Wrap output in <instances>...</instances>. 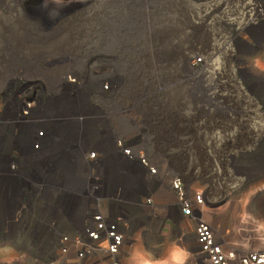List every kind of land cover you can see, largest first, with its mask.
<instances>
[{
    "label": "rangeland",
    "instance_id": "obj_1",
    "mask_svg": "<svg viewBox=\"0 0 264 264\" xmlns=\"http://www.w3.org/2000/svg\"><path fill=\"white\" fill-rule=\"evenodd\" d=\"M46 1L0 0V264H55L57 255L48 251L55 233L79 223L75 218L91 209L86 198L93 190L118 201L112 212L129 222L123 264H191L194 245L184 236L192 235V227L178 217L167 185L161 189L156 180L151 204L134 208L127 206L128 177L125 197L92 168L78 191L64 189L69 173L76 178L78 159L92 167L100 162L98 141L111 143L120 157L121 143L139 146L164 176L180 175L193 189L209 191V220L228 232L230 243L263 246L264 143L256 149L243 141L216 146L204 142L196 127L208 104H264V87L253 79L264 76V43L246 60L244 72L222 75L220 82L232 89L218 98L206 90L216 87L213 79L221 71L209 34L219 16L213 6L221 0H63L45 6ZM69 45L65 56L61 52ZM192 54L206 57L197 74L187 64ZM37 57L42 69H16ZM69 69L83 78L70 75L59 85L55 74ZM99 80L111 82L95 92ZM28 142L32 148L24 152ZM218 149L230 150V158L217 155L211 173H204L205 155ZM117 166L111 173L125 185ZM126 169L132 170L127 163ZM62 194L68 197L63 207Z\"/></svg>",
    "mask_w": 264,
    "mask_h": 264
},
{
    "label": "built area",
    "instance_id": "obj_2",
    "mask_svg": "<svg viewBox=\"0 0 264 264\" xmlns=\"http://www.w3.org/2000/svg\"><path fill=\"white\" fill-rule=\"evenodd\" d=\"M213 7L219 10V16L216 22L212 23L215 27L209 32L210 41L213 54L221 57L222 65L221 71L217 72L219 79H213L216 87H209L206 91L210 93L213 91L219 98L221 92H229L232 89L223 85L227 84L226 81L220 82L222 75L236 78V74L245 71L243 67L248 68V65H245L246 60H250L256 52L255 49L261 50L259 42L264 43V0H221ZM251 29H256L255 33ZM257 30L259 33H256ZM248 37L249 40L246 41ZM217 43L218 47H216ZM240 46L247 47L246 51L239 49ZM248 51L250 55L247 54ZM187 64L192 74H197L206 67V57L192 54L188 56ZM205 72L203 70L201 74L205 75ZM249 77L251 78L252 74ZM255 78L256 84L264 87V76H253V79ZM211 95L208 94L207 98ZM224 106L222 108L221 103H215L205 107L204 119L199 120L196 127L197 133L206 136L202 139L205 140L204 142L218 146L220 142L229 144L232 141L234 143L243 141L254 143V149L259 143H264L263 103H244V108L242 104ZM247 106L256 108L262 113L258 115L247 109ZM216 111L219 112L218 118L214 117ZM119 147L122 148V150L118 148L121 157L127 163L137 165L147 177L157 180L158 185L162 184L159 188L163 189L167 185L173 192L175 207L181 218L192 227L194 252L191 264H264V244L252 249L234 245L226 236L228 232H222L219 226L212 224L207 215L212 205V200H208L209 191L193 189L192 184H189L183 176H164L146 151L139 146L127 144ZM229 151L218 149V153L212 155L209 150L205 157L203 156L204 159L208 158L209 162L205 164L203 172L211 173L209 170H212V160H215L217 155L220 158L223 156L230 158ZM220 162L221 170L225 161ZM214 168L213 165L212 172H215L216 168ZM89 195L86 199L91 209L87 212L84 209V215L77 219L79 223L61 228L54 235L55 238L48 251L50 253L52 250L55 256L57 255L55 264H123V247L129 230L127 218L112 212V200L103 193L93 190ZM148 197L144 206L152 202Z\"/></svg>",
    "mask_w": 264,
    "mask_h": 264
},
{
    "label": "bare ground",
    "instance_id": "obj_3",
    "mask_svg": "<svg viewBox=\"0 0 264 264\" xmlns=\"http://www.w3.org/2000/svg\"><path fill=\"white\" fill-rule=\"evenodd\" d=\"M63 0H48L46 1L45 3V6L47 5H54V6H61L63 3L61 2ZM45 12H52V11H58V10H43ZM68 50H70V45H69V48H64V50H62L61 53H63V55L67 56V52ZM61 55V54H60ZM32 60V59H31ZM32 67H35L37 69H42V66H41V62L39 61L38 57L35 58L33 61H31V64L30 66H24L22 64H19L16 69H21L22 71L24 72H27L28 69L32 68ZM70 70V69H69ZM17 72V71H16ZM94 72H96V69L94 68ZM73 76V78L76 80V81H81V79L83 78L82 76V73L81 72H78V71H66V70H62V71H59L55 74L54 76V80L56 82L60 84L62 83H65L67 82L68 80V76ZM108 81L110 80H99V81H95L93 84L94 86V90L95 92H99L100 90H102V85L106 82L108 83ZM111 82V81H110ZM35 108V107H34ZM31 109H33V106L31 105ZM34 110V109H33ZM30 111V110H29ZM32 111V110H31ZM33 112V111H32ZM125 128V127H122V129ZM128 129V128H127ZM112 131V130H111ZM125 131V130H124ZM111 133V132H110ZM125 133V132H124ZM53 138V137H50V139ZM48 138V140H50ZM32 142H34V139H30ZM52 140V139H51ZM32 142H28L27 143V146L25 147L24 149V152H29L32 148L31 146V143ZM44 145V143H43ZM95 146H97V149L98 150H101L103 151V157L102 159L100 160V162L96 165H93V167L90 165H86L84 162L82 161H79V159L77 160V164H76V170H72V175L75 174L76 175V178L74 179V177L72 178L71 176V173H69L66 177V187L64 189L66 190H71V191H78L85 183H86V180H87V177L89 176V171L88 170L86 172V169H90L92 168L91 170H96V175L100 178H102V180L104 181L105 183V186L106 187H109V188H112V187H119L120 189V192L121 194L124 193L125 191V188H126V183H127V169H126V163L123 159V157H120L119 155V152L117 151V149L114 151L111 149L110 146L111 143H103V141H98L97 143L94 144ZM105 145V146H103ZM107 145V146H106ZM122 146H124V143H121ZM86 146V145H85ZM83 147V150H81L79 152V155H81L80 157L83 158V156L86 157V154H87V150L86 147ZM45 147V145H44ZM34 149H36V147H34ZM118 161H119V164H118ZM118 165V166H117ZM114 166H117L120 170H123L124 172V177H125V185H120L118 184L119 182L117 181V176L114 175L113 173L111 172H114L115 168H113ZM83 173H85V175H82ZM38 189V187L36 188ZM63 189V190H64ZM42 190H45V191H48L46 187H42ZM49 192V191H48ZM66 193V192H65ZM64 193V194H65ZM64 194L62 195H59L60 196V199H59V206H62L63 203L65 202H68V197H66ZM29 196V195H28ZM19 203L15 206V210L17 208H19ZM48 205V204H47ZM63 207V206H62ZM40 206H34L33 209H39ZM16 212V211H15ZM79 215H77V217L75 219H79L82 215H81V211L78 212ZM16 214V213H15ZM21 214V213H20ZM42 215V214H41ZM52 215V213H51ZM19 216L18 214L15 215V218ZM59 216H65V215H59ZM79 217V218H78ZM16 223V222H15ZM184 240L187 242V237L186 235L184 236Z\"/></svg>",
    "mask_w": 264,
    "mask_h": 264
},
{
    "label": "crops",
    "instance_id": "obj_4",
    "mask_svg": "<svg viewBox=\"0 0 264 264\" xmlns=\"http://www.w3.org/2000/svg\"><path fill=\"white\" fill-rule=\"evenodd\" d=\"M124 161H125V159H124ZM125 163H127V162L125 161ZM127 164L131 166L132 170L130 173L127 174L128 183H129L128 192H127V194H126V192H124L122 195L125 197V194H126V196L128 198L127 199V206L129 208H134V207H137L138 205H140V206L143 205L147 196H152L150 194H152V191H154L156 189V185H155L156 181H152L153 180L152 178L147 177L145 175V173H143L137 167V165H132L129 163H127ZM148 183H150L149 188L147 187ZM168 190H170V189L168 188ZM120 194H121V192H120ZM106 195H108V193H106ZM105 197L108 198V196H105ZM108 199L112 200V206H117L118 201H115L112 198H108ZM175 211L177 212L178 217L181 218L179 211L176 207H175ZM130 224H132L131 221H130ZM128 226L130 228L129 222H128ZM186 237H187V241L192 240V235H186Z\"/></svg>",
    "mask_w": 264,
    "mask_h": 264
}]
</instances>
